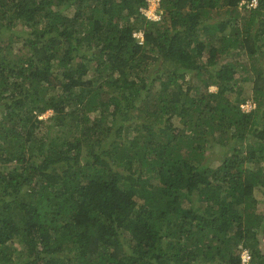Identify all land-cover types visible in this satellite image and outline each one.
I'll return each instance as SVG.
<instances>
[{
    "label": "trees",
    "instance_id": "obj_1",
    "mask_svg": "<svg viewBox=\"0 0 264 264\" xmlns=\"http://www.w3.org/2000/svg\"><path fill=\"white\" fill-rule=\"evenodd\" d=\"M242 1L0 0V264H264Z\"/></svg>",
    "mask_w": 264,
    "mask_h": 264
},
{
    "label": "built area",
    "instance_id": "obj_2",
    "mask_svg": "<svg viewBox=\"0 0 264 264\" xmlns=\"http://www.w3.org/2000/svg\"><path fill=\"white\" fill-rule=\"evenodd\" d=\"M241 4H245L246 7L248 8H254L257 6V0H249V1H245L243 0L241 2ZM158 6H159V0H147V7L145 9H142V12L149 18L152 20H158L160 18L159 13H158ZM152 8L153 10V16H148L146 14V11L148 9ZM136 37L139 38V42H142V34L141 33H136L135 34ZM253 107L252 104H250L249 102H246L244 104L241 105V108L245 111L250 110ZM241 263L242 264H248L250 255L247 249H243L241 252Z\"/></svg>",
    "mask_w": 264,
    "mask_h": 264
},
{
    "label": "rangeland",
    "instance_id": "obj_3",
    "mask_svg": "<svg viewBox=\"0 0 264 264\" xmlns=\"http://www.w3.org/2000/svg\"><path fill=\"white\" fill-rule=\"evenodd\" d=\"M152 10H153L152 8L148 9L146 11V14L148 16H151L152 17L153 16V11ZM210 89L211 90H215L214 87H211ZM47 115H49V112L45 113L43 115V117H46ZM254 193H255V196H256V198L258 200V209H259V211L260 210L263 211L264 210V190L263 189H260V188H256Z\"/></svg>",
    "mask_w": 264,
    "mask_h": 264
}]
</instances>
